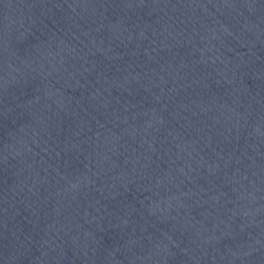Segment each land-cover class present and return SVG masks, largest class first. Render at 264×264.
Segmentation results:
<instances>
[{
  "label": "water",
  "instance_id": "obj_1",
  "mask_svg": "<svg viewBox=\"0 0 264 264\" xmlns=\"http://www.w3.org/2000/svg\"><path fill=\"white\" fill-rule=\"evenodd\" d=\"M0 264H264V0H0Z\"/></svg>",
  "mask_w": 264,
  "mask_h": 264
}]
</instances>
